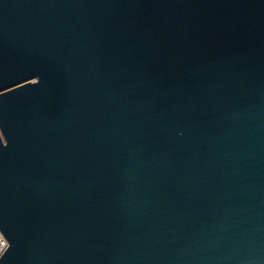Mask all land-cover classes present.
<instances>
[{"label":"water","instance_id":"1","mask_svg":"<svg viewBox=\"0 0 264 264\" xmlns=\"http://www.w3.org/2000/svg\"><path fill=\"white\" fill-rule=\"evenodd\" d=\"M0 264H264V0H0Z\"/></svg>","mask_w":264,"mask_h":264},{"label":"built area","instance_id":"2","mask_svg":"<svg viewBox=\"0 0 264 264\" xmlns=\"http://www.w3.org/2000/svg\"><path fill=\"white\" fill-rule=\"evenodd\" d=\"M7 245H8L7 240L5 239V237L0 232V255L4 252V250L6 249Z\"/></svg>","mask_w":264,"mask_h":264}]
</instances>
